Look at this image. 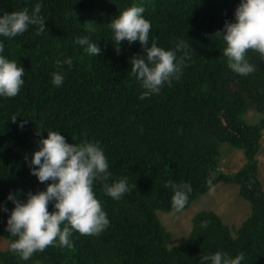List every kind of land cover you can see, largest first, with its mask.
Instances as JSON below:
<instances>
[{
	"label": "trees",
	"instance_id": "16d2710c",
	"mask_svg": "<svg viewBox=\"0 0 264 264\" xmlns=\"http://www.w3.org/2000/svg\"><path fill=\"white\" fill-rule=\"evenodd\" d=\"M239 2L0 0V15L31 12L40 3L46 19L39 34L37 25L14 38L0 36L2 55L25 70L18 95L0 97V236L8 240L0 264H199L201 254L218 250L233 257L243 252L242 264H264V191L255 160L264 131V59L249 50L255 71L248 76L234 73L222 55L225 43L215 34L234 20ZM133 4L143 6L151 22L150 44L155 40L174 49L183 40L190 56L180 79L144 100L130 72V58L143 55L142 46L125 40L117 53L108 28ZM83 36L98 44L97 56L74 42ZM66 57L72 59L70 66L56 63ZM53 72L64 76L60 87L51 83ZM249 109L262 112L255 126L243 120ZM21 121H27L23 128ZM38 130L44 137L49 130L59 131L68 143L98 142L109 162L108 183L126 176L130 191L117 201L97 181L94 191L110 220L108 228L99 235L74 231L71 248L50 245L21 260L9 250L16 237L5 229L8 213L2 207H14L6 199L9 192L26 199L29 191L45 190L51 182H39L25 161L38 150ZM224 144L242 149L247 163L236 174L220 172L213 178ZM169 180L191 184L184 210L207 194L210 184L223 182L240 186L251 213L233 234L214 212H198L189 237L169 248L171 233L158 215L173 211L172 191L165 187Z\"/></svg>",
	"mask_w": 264,
	"mask_h": 264
},
{
	"label": "clouds",
	"instance_id": "9594fccd",
	"mask_svg": "<svg viewBox=\"0 0 264 264\" xmlns=\"http://www.w3.org/2000/svg\"><path fill=\"white\" fill-rule=\"evenodd\" d=\"M144 12L143 6L133 4L108 24L117 53L125 40L130 45L138 41L142 46L144 54H134L130 58L131 75L143 89L139 96L141 100L158 94L165 84L171 85L172 81L180 79L187 67L185 58L190 59L186 51L188 46L183 40L177 41L174 49L162 48L155 40L149 43L151 22L145 18ZM45 21L40 3L35 4L31 12L24 9L5 13L0 15V36L14 38L26 32L29 26L37 25L39 34L45 28ZM215 34L220 35L225 43L222 55L227 67L242 76L253 73L255 65L248 59L249 50L264 59V0H240L234 11V20L226 21L223 30ZM74 42L86 46L85 51L90 56L101 52L98 44L87 36L77 37ZM3 52L4 43L0 41V97L12 98L18 95L25 82V70L15 60L2 55ZM181 52L183 55L178 57ZM56 63L70 66L72 59L66 57ZM63 82L62 73H52L53 85L60 87ZM25 123L27 121H21L19 127L23 128ZM36 135L40 136L38 150L30 160L25 156V161L39 182H51L46 184L45 190L29 191L26 199L9 192L6 199L14 207L11 210L2 207V211L8 213L5 229L10 236L16 237L9 250L21 260L30 259L33 253L50 245L71 248L70 236L74 231L82 235H99L108 228L110 220L94 191L97 181L103 184L104 193L117 201L130 191L126 176L108 183L111 177L109 162L98 142L68 143L65 136L53 130L47 131L46 137L40 135V130ZM165 187L172 191L171 212H182L192 192L191 184L169 180ZM209 188V191L213 190L211 184ZM201 227L206 228L207 222L202 221ZM244 260L243 252L233 257L218 250L201 254L199 264H242Z\"/></svg>",
	"mask_w": 264,
	"mask_h": 264
},
{
	"label": "rangeland",
	"instance_id": "374dc122",
	"mask_svg": "<svg viewBox=\"0 0 264 264\" xmlns=\"http://www.w3.org/2000/svg\"><path fill=\"white\" fill-rule=\"evenodd\" d=\"M262 119V112L249 109L243 116V120L248 126L257 125ZM257 162L258 179L264 191V131L261 137V147L255 155ZM247 163L246 155L242 149H232L227 145L221 146V159L216 171H213V178L220 172L232 175L240 171ZM211 211L221 217L222 221L228 225L233 234L248 218L251 213V204L246 198L240 195V186L236 184H226L218 182L213 185V190L198 198L185 211L158 212V215L165 228L171 233L169 248L182 244L190 235L193 224V217L201 211ZM8 240L0 236V251H6ZM33 264H43L35 262Z\"/></svg>",
	"mask_w": 264,
	"mask_h": 264
}]
</instances>
